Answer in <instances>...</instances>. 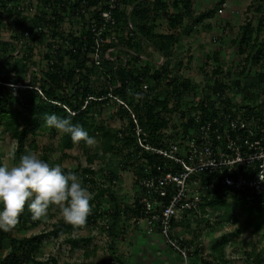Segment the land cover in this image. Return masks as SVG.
Listing matches in <instances>:
<instances>
[{
    "label": "trees",
    "instance_id": "obj_1",
    "mask_svg": "<svg viewBox=\"0 0 264 264\" xmlns=\"http://www.w3.org/2000/svg\"><path fill=\"white\" fill-rule=\"evenodd\" d=\"M123 1L126 5H133L131 18L142 38L126 36L121 32L127 20V8L119 9L117 11L118 40L105 41L99 48L100 65L92 56L95 48L89 31L82 29L80 34H76L73 27L70 29L63 27L68 15L64 6L62 9L54 7L53 14L56 16L54 21H47L45 19L47 12L42 11L43 14L37 15L32 25L26 24L24 16H19L12 22L14 25L10 26L13 30L16 29V25L19 29L25 28L33 32L30 41L21 49L19 55L16 54L19 49L17 40L21 34L15 33L11 40L0 38V126H4L5 131L16 140L19 152L26 151L27 147L38 148L35 139L27 142L29 135L37 136L44 131L56 133L54 128L44 127L42 119L45 113L55 114L61 118H70L73 124L83 126L89 136L102 139L105 154L115 155L121 167L134 168L138 173L135 179L137 191L132 204L125 202L123 197L119 198L116 190L113 189V185L117 182L116 174L113 172L106 174L109 185L100 186L98 193L92 197L91 214L87 218L86 225L81 228L66 224L62 218L53 223L51 230L23 238L14 236L12 229L0 230V239L7 237L11 245V251L0 260V264H24L32 260L39 252L44 238L61 237L64 234H72L76 230H84L100 218L108 219L109 225L105 227V230L112 237L109 244L112 256L102 264H125L126 261L117 254V240L119 237H125L127 223L131 224L132 219H135L137 227H140L141 223L144 225L141 222V219L145 217L142 211L143 206L138 202L141 194L139 179L145 175L146 168L153 169L156 173L155 165H160L167 170L171 164L156 151L146 149L139 143V137L134 130L135 121L148 133L146 143L153 147H160L166 145L168 138L188 134L190 128H197L200 122L209 120L212 123V130L224 125L226 121L220 115V111L223 110L228 115L235 116L237 111L244 107V104L234 102L236 95L239 92H245L243 98L248 97L249 89L253 84H258L261 93L264 92V72L261 69L253 74L251 71L258 65L264 66V42L259 41V35L264 28V17L255 28L252 26V21L246 22L241 34L235 40L236 49L240 54L245 55L242 61L233 66H225L227 68L225 71L219 58L208 60L209 62L207 61L203 66L204 76L209 79L215 77V79L214 82L211 81V84L206 81L204 85H200L193 78L183 74V59H177V63L169 60L174 55L175 44L178 40L180 42L176 29L185 14L169 13L165 7L166 3L162 0ZM177 1L184 2L186 7L191 4V0ZM1 6H6L5 0H0V8ZM161 7L164 10L160 16L167 20L171 32L157 30V19L160 17ZM7 12L11 16L15 9H7ZM2 24L0 18V29ZM39 26L42 30L35 31ZM46 29H49L52 34L48 35ZM65 34H67L66 37ZM58 36L67 38L68 42H56L54 47V43L48 39ZM43 44L47 48L43 54L46 67L39 68L33 60L34 48ZM148 44L166 58L163 63H156L150 56L142 57ZM113 46H116L117 51L129 50L134 54L129 53L125 58H117L116 56L119 55L115 52V55L110 53L107 57V50ZM31 62L36 65L30 66ZM207 66L209 70L206 72L204 67ZM5 69L7 70L4 71ZM29 69L30 73H28ZM222 74L223 76L220 77ZM9 84H24L27 87L17 89L18 93L15 95L13 86ZM144 84H148V89L143 88ZM218 90L221 94H225L227 90L235 93L232 97L224 95L225 99L218 97L217 100H213L211 92L215 93ZM255 95V97L259 96L258 93ZM13 101L21 104L23 109L11 107ZM110 104L116 105L117 115L126 120L122 128H113L98 122L96 113L102 112L103 107ZM199 113L202 119L197 123L195 116ZM186 118L187 121H185ZM166 130L170 131V135ZM1 139L0 132V141ZM77 144L89 147L84 142ZM77 144L72 142L70 135L62 134L61 151L72 149ZM50 151L51 148L46 147L42 154L43 161L51 165L59 163L57 159L51 157ZM100 157L99 152H91L88 161L92 163ZM63 171L65 174L76 173V170L69 168H64ZM81 178L89 184L97 185L98 183L96 171L91 166L81 168ZM202 181L205 185H211V188L205 191L199 210L188 211L178 220H173L172 236L180 241L181 246L188 248L187 264H214L215 262L213 259L204 257L195 258L194 256H198L202 251L199 241H195V238L188 240L178 231L181 225L188 226L189 217L198 216L197 213L205 216L209 212L223 211L230 215L229 220H234L236 211L246 212L248 215L245 230L251 231L252 234L264 232V193L253 194L245 189L233 188L222 182L219 172L203 175ZM107 194L110 196V203L104 211L102 209L104 200L101 199ZM145 226L146 234L158 232L170 249L178 253L177 264L185 263L183 255L168 244L159 228L150 230L147 223ZM240 233L242 229H238L232 235L237 236ZM234 236L224 234L213 244L214 259L223 260L224 264H228L225 261V246L231 238L234 239ZM91 241V237L68 238V242L73 247H77L82 242L88 245ZM194 243L197 244L196 247ZM50 259L49 262L53 260L57 263L56 258ZM262 260V256L258 254L252 264H261Z\"/></svg>",
    "mask_w": 264,
    "mask_h": 264
},
{
    "label": "built area",
    "instance_id": "obj_2",
    "mask_svg": "<svg viewBox=\"0 0 264 264\" xmlns=\"http://www.w3.org/2000/svg\"><path fill=\"white\" fill-rule=\"evenodd\" d=\"M5 2L6 6L0 8L4 16H10L7 9H15L10 16V23L19 16H24L26 24L29 25L34 24L37 15L43 14L42 11L47 12L45 15L47 21H54L56 20L53 14L54 7L60 9L66 7L68 15L63 27L68 24L70 28H74L76 34H80L82 29L89 31L95 45L92 56L98 65L101 63L99 48L105 41L118 40L119 9L127 8V20L124 29H120L121 32L126 36L142 38L131 18L133 5H126L123 0H5ZM219 12L222 13L223 9ZM15 28L11 30V37L18 30L16 25ZM38 30H42V27L35 29ZM46 32L48 35L52 34L49 29H46ZM32 35V31L23 29L17 40L19 49L16 54L26 46ZM65 37L49 38L48 41H52L55 47L56 42H68ZM113 47L107 50V57ZM129 53L134 54L131 51ZM222 76L223 74L220 75ZM214 79L215 77H212L213 82ZM9 85L13 86L15 95L18 93L17 89L27 87L24 84ZM143 88L148 89V84H144ZM249 91L250 94L246 98H243L245 92L236 95L234 102L244 104V107L237 111L235 116L220 111V115L226 121L224 125L212 130V123L209 120L200 122L202 118L199 113L195 116L197 123L200 122L197 128H190L188 134L168 138L164 146L153 147L146 143L148 133L135 121L134 130L139 137V143L171 162L167 170L155 165L156 173L149 166L152 170L146 168L145 175L140 177L141 194L138 202L143 206L142 211L145 215L141 222L146 221L150 230L159 228L168 244L183 255L184 264H187L189 257L188 248L181 246L180 241L172 236L173 220H178L188 211L199 210L205 191L211 188V185L203 183V175L219 172L222 182L233 188L245 189L253 194L264 193V92L261 93L258 87V90L253 91L259 96L254 97L255 93L251 88ZM211 93L214 100L218 97L221 99H225V96L232 97L235 92L227 90L225 94H221L218 90ZM166 131L170 135V131Z\"/></svg>",
    "mask_w": 264,
    "mask_h": 264
},
{
    "label": "rangeland",
    "instance_id": "obj_3",
    "mask_svg": "<svg viewBox=\"0 0 264 264\" xmlns=\"http://www.w3.org/2000/svg\"><path fill=\"white\" fill-rule=\"evenodd\" d=\"M248 12L250 15H254L253 10H249ZM243 17L244 15L242 18ZM261 17H264V13L261 14ZM0 18L3 23L0 29V38L9 39L12 34L10 25H14V23H10V16H4L1 11ZM167 26V21L163 20L162 24L159 25V29L163 30L167 28ZM65 28L70 29V26L66 24ZM17 29V35L23 33V29H19V27ZM259 36L264 38V28ZM188 45V41H183V43H180L178 46V49L181 48L184 50V53L182 52V56L180 57L184 60V68L182 69L183 74L187 77L193 78V80L200 85H204L206 81L211 84L212 79L210 78V80L209 78L204 77L203 74V66L206 61L205 58L194 57L193 55L194 58L192 57L187 61V65L185 64V56H187L185 53L187 50L184 48ZM202 46H204L203 43ZM146 47L155 50L150 44L146 45ZM46 49L45 44L34 48L33 60L36 61L39 68L46 67V62L43 58ZM197 49L198 48L195 50L198 51ZM195 50L194 54L197 53ZM115 52H118L119 56H116L117 58H122L126 56L129 51H117L115 46L112 48L111 53L115 55ZM143 52L148 53V50H144ZM177 52H179V50H177ZM143 57L145 58L144 54ZM232 57L233 56L229 58V64H227L226 67L235 65ZM36 64L31 62L30 66ZM30 69L28 73L31 72ZM204 69L206 72L209 70L208 66L204 67ZM258 69L264 70V66L260 68L255 67L251 71H253V74H256ZM6 70L7 69L4 71ZM28 81L29 78L27 77V82ZM11 107H17L21 110L23 109L21 104L16 101H13ZM96 117L99 123H104L106 126H111L113 128H122L126 121L117 115L116 105L114 104L103 107L102 112L96 113ZM0 132L2 134V139L0 141V166H7L10 168L18 164L21 157L28 153H34L43 160L42 154L44 150L46 147H50L51 157L59 161L62 170L64 168L76 170L75 174L78 178V182L90 191L92 197L98 193L100 186L109 185L106 174L113 172L117 176V182L113 185V189L116 190L117 196L119 198L123 197L122 199L130 204L134 202V197L136 196L137 191L135 188V179L136 176H138V173H136L134 168L125 169L121 167L115 155L105 154L102 139H99L98 137L95 138L96 143L88 148L83 144H77L72 149L61 151L60 139L62 134L58 133L57 130L55 131L56 133H53L52 131H44L38 133L37 136L32 137V135H29L28 137V143L33 139L36 140L38 145L37 149L27 147L26 151L19 152L16 140L5 131L4 126H0ZM91 152H99L101 157L90 163L88 161V156ZM88 166H91L96 171V178L98 180L97 185L89 184L81 178V168ZM109 197V194H107L106 197L101 199L104 200L102 203V209L104 211L107 210L108 204L110 203ZM94 206L95 205L93 204V207ZM0 208H2V205H0ZM197 214L198 216L193 215L189 217L188 226L181 225L178 228L180 234L188 240L195 238V241H199L202 251L198 256H194L195 258L199 259L204 257L211 260L213 259L215 261L214 264H224L225 262L223 260L213 258V244L220 240L224 234L232 237L234 236L232 234L235 231L242 229V233L234 236L233 240L231 238V241L225 246V261H227L228 264H252L253 259L260 254L263 258L261 264H264V232L252 234L251 231L245 230V221L248 213L236 211L233 216L234 220H229L230 215L223 211L209 212L205 216L200 213ZM59 219H62V216L59 213L58 207L50 206L46 216L34 221L31 217V213L27 210L26 205L25 210L18 217V223L12 228V234L18 238L36 235L43 231L51 230L53 223ZM107 221V218H100L95 224L88 226L84 230H76L72 234H64L61 237L48 236L44 238L39 252L32 260H29L24 264H46L51 261V257L56 258L57 263L52 260V262H49L48 264H102L112 256L111 249L109 248L112 237L105 230V227L107 228L109 225ZM134 221L135 219H132L131 224L130 222L127 223L128 229L125 230V237H119V240H117V254L122 256V259L126 261L125 264H169L168 260L173 261V263L179 260L178 253H175L170 249L158 232L151 235L146 234L144 230L146 223L144 221H142L144 225L141 223V226L135 230L136 222ZM77 236L91 237L92 241L88 245L82 242L77 247H73L68 242V238ZM193 245L195 246L197 244L194 243ZM10 251L11 245L9 239L7 237L0 239V260ZM166 259L168 260L166 261Z\"/></svg>",
    "mask_w": 264,
    "mask_h": 264
},
{
    "label": "clouds",
    "instance_id": "obj_4",
    "mask_svg": "<svg viewBox=\"0 0 264 264\" xmlns=\"http://www.w3.org/2000/svg\"><path fill=\"white\" fill-rule=\"evenodd\" d=\"M42 119L44 127L70 135L74 144L96 143L83 126L73 124L70 118L45 113ZM91 199L92 194L78 182L76 174H65L59 163L51 165L34 153L22 156L10 168L0 166V230L14 228L26 205L34 221L46 216L50 206H57L66 224L81 228L91 214Z\"/></svg>",
    "mask_w": 264,
    "mask_h": 264
},
{
    "label": "crops",
    "instance_id": "obj_5",
    "mask_svg": "<svg viewBox=\"0 0 264 264\" xmlns=\"http://www.w3.org/2000/svg\"><path fill=\"white\" fill-rule=\"evenodd\" d=\"M162 1L166 3L165 7L169 13L185 14L176 29V33L180 36V42L178 40V43L175 44L174 55L170 57L169 60L172 61V63H174V61L177 63V59H181L182 52L184 53V50L181 48L178 49V46L180 43L182 44L183 41H188L189 45L184 48L187 50L185 53V55L187 54V56H185L186 65L187 61H189L193 55L194 57L205 58V63L208 60L219 58L222 67L229 64L228 60L231 56H233L232 60H234L235 64L242 61L245 55L238 52L235 46V40H237L238 36L241 34L246 22L252 21V26L254 28L258 27L262 18L261 14L264 11L263 0H191V4L188 7H186L182 1ZM162 8L163 7L160 8L161 11L159 16L163 13L164 9ZM220 9H223L222 13L219 12ZM249 10H253L254 15H250L248 12ZM208 12L210 13L208 14ZM203 14L206 15L201 17ZM243 15L244 17L242 18ZM163 20L167 21L162 16L157 19V30H160L159 25L162 24ZM160 31L171 32L172 30L167 26V28L161 29ZM259 41L264 42V38L259 36ZM202 43L204 46H202ZM145 48V50H148V53L144 52L145 58L150 56L156 63H163L165 61L166 58L158 51L148 47ZM196 48H198V51L195 50ZM177 50H179V52H177ZM194 50L197 52L196 54H194ZM256 67L260 68L259 65ZM258 71H260V69H258ZM261 71L264 72V70ZM203 74L205 73L203 72ZM258 87V84H253L250 88L253 91L258 90ZM253 93H256V91H253ZM239 94L237 95L239 96ZM255 96L256 95H254V97ZM134 229L137 230L138 227L136 228L135 226ZM167 260L168 259H166V261ZM177 262L178 261L173 263V261L168 260L169 264H177Z\"/></svg>",
    "mask_w": 264,
    "mask_h": 264
}]
</instances>
